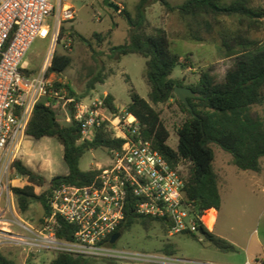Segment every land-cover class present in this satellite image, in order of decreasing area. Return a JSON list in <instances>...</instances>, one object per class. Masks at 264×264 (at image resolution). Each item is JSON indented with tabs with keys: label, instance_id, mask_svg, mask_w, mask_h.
<instances>
[{
	"label": "trees",
	"instance_id": "16d2710c",
	"mask_svg": "<svg viewBox=\"0 0 264 264\" xmlns=\"http://www.w3.org/2000/svg\"><path fill=\"white\" fill-rule=\"evenodd\" d=\"M154 1L184 21L187 40L196 43L210 40L220 53L234 59V65L223 82L219 83L210 73H203L197 83L187 87L195 93L193 98H188L191 111L175 94V88L186 87L182 80L173 78L178 66L187 68L182 61L183 56L172 49L165 30L148 32L146 9L151 0H140L134 16L120 10L119 14L131 22L133 29L130 43L114 50H119V56L135 54L146 59L145 79L150 89L149 100L131 89V102L126 112L138 119L143 139L150 142L172 167H184V203L193 215L207 219L222 206L221 179L215 168L212 144L230 154L232 164L239 170L256 174L263 171L264 40L257 34L264 26V0H186L180 5H173L169 0ZM66 36L67 30L63 28L60 40ZM74 36L75 33H71V37ZM95 37L103 41L100 34H95ZM72 61L69 55L56 53L48 73L60 76L71 67ZM97 82L105 83L101 75ZM55 86L60 87V84ZM65 87L71 96L75 95L69 85ZM173 100L187 114V119L176 131L179 138L176 148L169 145L171 132L156 108ZM115 101L112 95H108L104 103L112 112H119ZM62 104L70 110V124L62 125L57 109L40 103L35 108L26 136L37 141L57 139L64 148V161L69 173L54 177L48 188L39 194L38 189L44 188L47 180L20 160L15 161V171L28 180L26 186L12 188L21 215H25L32 204L39 203L44 217H49V197L57 187L62 184L84 187L96 182L101 173L99 170L83 171L80 168V161L87 152L102 148L110 152L124 144V140L115 139L105 127L99 130L92 142H80L81 127L74 120L73 105ZM137 203V199L128 197L125 217L118 230L122 235L136 225L149 230L156 223H161L169 231L164 221L138 215ZM58 223L57 237L73 241L76 228L60 218ZM202 228L206 241L215 249L223 253L236 252L234 245L215 236L209 228ZM191 236L195 237V234ZM164 252L170 256L177 254L171 245L166 246ZM93 261L58 253L50 264H93ZM0 264L16 262L0 252Z\"/></svg>",
	"mask_w": 264,
	"mask_h": 264
},
{
	"label": "built area",
	"instance_id": "2783aa9c",
	"mask_svg": "<svg viewBox=\"0 0 264 264\" xmlns=\"http://www.w3.org/2000/svg\"><path fill=\"white\" fill-rule=\"evenodd\" d=\"M75 19V8L67 0H58L57 4L54 0H0V199L3 193L6 197L11 195L13 172L20 176L13 165L40 103L49 108L72 104L74 120L81 127L80 142H92L105 127L115 139L124 140V144L110 151L111 162L99 169L101 173L93 185L62 184L53 190L49 197L51 214L40 229L19 220L9 202L7 209L13 213L16 224L31 237L15 235L10 230L8 236H0L3 244L18 246L28 254L69 253L115 264H226L139 252L111 243L124 220L129 196L138 200V215L164 221L170 236L200 234L203 226L209 227L204 217L193 215L184 203L183 169L172 167L143 139L140 123L133 114L112 112L104 103L107 95L88 101L76 94L71 96L66 85L55 81L58 75L48 73L58 45L68 49L72 43L66 24ZM63 28L67 36L60 40ZM47 39L50 45L44 68L33 74L24 63L35 42ZM20 177L17 179L20 182L27 180ZM58 218L76 228L73 241L57 237ZM244 264H264V257L248 259Z\"/></svg>",
	"mask_w": 264,
	"mask_h": 264
},
{
	"label": "rangeland",
	"instance_id": "374dc122",
	"mask_svg": "<svg viewBox=\"0 0 264 264\" xmlns=\"http://www.w3.org/2000/svg\"><path fill=\"white\" fill-rule=\"evenodd\" d=\"M74 6L76 19L66 27L75 33L68 49L63 44L58 45L57 53L69 55L72 58L71 67L62 75L56 76V82L69 85L74 93L86 101L103 99L104 93L115 98V105L121 115L131 102L130 91L134 89L142 98L149 100V86L145 79L146 59L132 54L119 56V50L130 43L133 26L130 21L112 9L104 8L105 0H67ZM173 5H180L186 0H169ZM57 4L58 0H54ZM118 5L120 10H126L135 15V7L140 0H110ZM264 4V3H263ZM112 16V17H111ZM148 32L157 29L167 32L172 49L183 56L186 69L178 66L173 78L182 80L186 87L197 83L203 73H210L219 83L224 81L227 72L233 67L234 59L224 56L218 47L207 40L202 43L186 39L184 21L174 13L165 9L161 3L151 0L146 9ZM95 34H100V42ZM264 40V26L257 34ZM50 39L38 40L33 45L24 63L31 73L38 74L44 68L49 50ZM105 83L97 82L98 77ZM171 132L169 145L176 148L179 142L177 129L187 119L176 101L156 107ZM59 121L62 125L71 122L70 110L62 103L57 107ZM215 152V168L220 175V192L222 206L219 211L211 215L209 229L212 233L235 246L236 252L223 253L215 249L205 237L200 234L170 236L164 225L156 223L149 230L136 225L124 233L116 242V247L145 253L165 254L166 246L174 247L180 259L203 262H219L226 264H244L248 259L264 257V190L259 186L264 183L263 174H252L239 170L232 164V156L216 144L211 145ZM36 174L44 177L48 184L39 188L38 193L44 192L50 181L56 176L69 173L64 161V148L57 139L43 138L34 140L25 138L22 150L17 158ZM111 162V155L107 149L91 150L80 161L83 171L99 170ZM264 164V159H263ZM184 169V167H182ZM14 172L11 176L15 180L13 187H23V181ZM6 201V195H2ZM0 206V211H2ZM1 213V212H0ZM19 220L27 222L36 229H40L44 217V210L39 203L32 204L30 210L21 215ZM10 225L0 223V228H9L15 235L31 237L20 228L13 216H8ZM2 232H9L2 230ZM1 242V240H0ZM0 251L13 258L14 253L20 254L23 248L0 244ZM13 251V252H12ZM27 253V252H25ZM28 254V253H27ZM29 260L36 258L39 253H31ZM54 253L45 251L39 260L31 264H50ZM28 257V256H27ZM93 264H110L112 261L95 260ZM116 264H125L117 262Z\"/></svg>",
	"mask_w": 264,
	"mask_h": 264
},
{
	"label": "crops",
	"instance_id": "0c3cea01",
	"mask_svg": "<svg viewBox=\"0 0 264 264\" xmlns=\"http://www.w3.org/2000/svg\"><path fill=\"white\" fill-rule=\"evenodd\" d=\"M108 96V93H104V95H103V97L104 96ZM118 108V107H117ZM215 162H216V160H215ZM262 164H263V160H262ZM252 174H256V173H253V172H251ZM261 174H263L262 176H264V164H263V171H262V173ZM258 175V174H257ZM264 178V177H263ZM23 181V187L24 186H26L27 184H28V181L27 180H21V182ZM263 190H264V183L263 184H261V185H259ZM6 199L8 200H6V201H4L3 199H0V206H2V211H0L1 213H0V223H2V224H5V225H10V222H9V220H8V216H13L14 217V215H13V213L12 212H10L9 211V209H7V204L9 203V202H11V204H13V208L15 207V209H16V211H17V213H18V209H17V205H16V200H15V197H14V195H13V193L11 192V195H7V197H6ZM13 212H14V210H13ZM2 230H7V231H10L9 230V228H7V227H5V228H0V236H8V234L6 233V232H2ZM211 230V229H210ZM211 232H212V230H211ZM0 240H1V242H0V244L2 245V246H5V244H3V241H2V239L0 238ZM7 245V244H6ZM1 253H3L2 251H0ZM13 252V251H12ZM4 254V253H3ZM13 254H14V257L13 258H11V257H9V256H7V255H5V256H7V257H9L10 259H12L13 261H15L16 262V264H31V263H33V262H35V261H38L39 260V256L41 255V254H43V252L42 253H39V255L36 257V258H34L33 260H29V255L27 254V253H25V251H23V252H21L20 254H16V253H14L13 252ZM28 256V257H27ZM55 256H56V254L54 255V258H53V260L55 259ZM52 260V261H53ZM51 261V262H52ZM50 262V263H51Z\"/></svg>",
	"mask_w": 264,
	"mask_h": 264
},
{
	"label": "water",
	"instance_id": "95a60500",
	"mask_svg": "<svg viewBox=\"0 0 264 264\" xmlns=\"http://www.w3.org/2000/svg\"><path fill=\"white\" fill-rule=\"evenodd\" d=\"M103 7L112 9L115 12H120V7L118 5L110 2V0H105ZM175 94L180 99V101L182 103H184L188 107V109H190L192 111V108L190 107L189 102H188V98H193L195 96L194 91L190 88H187V87H177V88H175ZM200 235L205 236L203 228L200 229ZM121 236H122V233H120V232L116 233L112 237L111 243L115 244L121 238Z\"/></svg>",
	"mask_w": 264,
	"mask_h": 264
},
{
	"label": "bare ground",
	"instance_id": "6f19581e",
	"mask_svg": "<svg viewBox=\"0 0 264 264\" xmlns=\"http://www.w3.org/2000/svg\"><path fill=\"white\" fill-rule=\"evenodd\" d=\"M211 219V217H208L207 219L204 218V222L206 223L207 225V222Z\"/></svg>",
	"mask_w": 264,
	"mask_h": 264
}]
</instances>
